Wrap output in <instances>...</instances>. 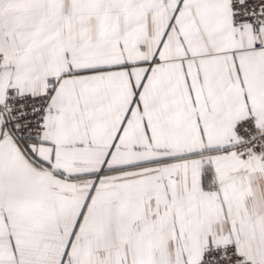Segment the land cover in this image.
Masks as SVG:
<instances>
[{
	"label": "snow or ice",
	"instance_id": "obj_1",
	"mask_svg": "<svg viewBox=\"0 0 264 264\" xmlns=\"http://www.w3.org/2000/svg\"><path fill=\"white\" fill-rule=\"evenodd\" d=\"M0 264H264V0H0Z\"/></svg>",
	"mask_w": 264,
	"mask_h": 264
}]
</instances>
